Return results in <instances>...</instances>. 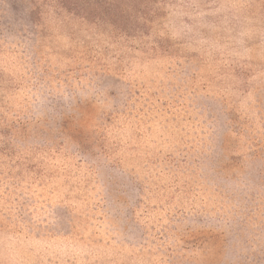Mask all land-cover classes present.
Wrapping results in <instances>:
<instances>
[{
	"label": "rangeland",
	"instance_id": "rangeland-1",
	"mask_svg": "<svg viewBox=\"0 0 264 264\" xmlns=\"http://www.w3.org/2000/svg\"><path fill=\"white\" fill-rule=\"evenodd\" d=\"M0 264H264V0H0Z\"/></svg>",
	"mask_w": 264,
	"mask_h": 264
}]
</instances>
